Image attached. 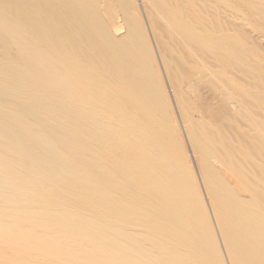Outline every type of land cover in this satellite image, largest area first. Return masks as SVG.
I'll use <instances>...</instances> for the list:
<instances>
[{"label":"bare ground","instance_id":"bare-ground-1","mask_svg":"<svg viewBox=\"0 0 264 264\" xmlns=\"http://www.w3.org/2000/svg\"><path fill=\"white\" fill-rule=\"evenodd\" d=\"M203 1L263 27L256 0ZM142 3L147 27L130 0H0V264H225L214 227L229 264H264V57L188 0ZM152 8L177 28L157 38Z\"/></svg>","mask_w":264,"mask_h":264},{"label":"rangeland","instance_id":"rangeland-1","mask_svg":"<svg viewBox=\"0 0 264 264\" xmlns=\"http://www.w3.org/2000/svg\"><path fill=\"white\" fill-rule=\"evenodd\" d=\"M130 2L132 3V7H134V10L137 13H139V17L141 18L144 25H146L145 27H147L148 21H147V16L145 15L147 13V11L144 14L145 10H144V5L142 3V0H130ZM188 4H189L188 6H190L191 9L193 8L192 10H195L199 13V15H202L204 17V20L210 18V15H211L213 18L212 27H214L217 32H220V33H222L223 31L227 32V33L236 32L238 35L239 34L245 35V36H241V37H244L246 42L251 43V44L249 43L251 46V49L253 48V51H256V52H254V54H257V55L259 54V56L261 55L264 57V24L262 27L261 24L263 23V21L261 23L260 20H258V18H257L258 16L255 17L256 19L253 18V19H250V21H249L248 19H244V17L242 16V12L237 14L238 15L237 16L235 14V12L238 11L237 9L230 8V10L227 11L224 9L223 6H220V5L208 6V4L205 3L203 0H188ZM249 5L251 8H257V9H259V11H262L264 13V0H256L255 2H253ZM113 7L118 11L123 10V5H121L119 1L113 2ZM161 11L162 10L158 9V8H155V9L152 8L149 11L150 16H152L153 19H155L157 17V19L160 20L159 24H154L155 25V33H156L157 38H158V34L160 33L159 31L164 30V31L169 32L172 29L177 28L174 25L169 24L167 21H164L161 19V14H159V13H161ZM246 11H249V10H246ZM263 18H264V15H263ZM258 24L261 27L258 26ZM203 25L207 26L208 24L203 23ZM148 37L150 40L152 50H154L157 53V50H156L157 41H156V39L152 38L151 35H149V33H148ZM170 41H172V42L176 41L179 44V49L174 50L172 53L173 57H174V61H175V63H177L176 65L179 68H180V64H183V66L185 65L187 67L191 62H193V64H194L192 66L193 74L188 79V81L198 73H204L207 75V73L209 72L208 61L206 60V58L209 55L208 52L202 53L196 47L195 43H193L191 41L184 40V39L180 40L179 37L174 38L173 36H171ZM226 60L220 56H218L215 59V61L219 64L225 63ZM160 65H161V62H160ZM171 70H172V68H170V70L168 71L167 79H165L166 86H168V89L171 87L172 89H175L178 93L184 94L183 86L188 81L183 82V83H177L176 80L174 79V76L172 75ZM235 72H236V74H231L230 71H227V73H226V75L228 77L227 80L230 82H233L235 85H238L240 87H245L247 84L246 80L249 77H246L245 73L243 71L238 70ZM169 85H170V87H169ZM214 85L219 91H222V92L226 91L224 88H222L219 81L215 80ZM259 92H263V90L259 89ZM170 97H171V95H170ZM171 99L173 102L174 113H175V115L178 116L179 115L178 109L175 106L173 96L171 97ZM177 118L179 119L180 117L178 116ZM206 122L208 123V125L213 127L214 132L220 131L219 133L215 134L219 147H222L224 145V142L231 143L235 140V136L233 134L231 135L229 132L231 127H232L231 125H228V124L227 125H222V124L221 125H215V124H212L208 121H206ZM41 123L45 126H48L47 121H43ZM46 131L49 133H52V132H54V127L50 128V130H46ZM183 131H184V129L181 128L180 136L182 137V139L184 141V145H185L186 149L189 150V153L190 152L192 153L191 146H189L188 140L187 141L185 140V139H187V135ZM61 150L63 152H65V161L67 159L71 162V161H74L75 159H77L80 163H82L84 160L83 156L81 154H79L78 157H74L73 159L71 157L66 156V153H68L67 152L68 149L66 147H61ZM189 156H191V157H189ZM189 156H188L189 161H190V158L192 159V161L195 159L193 155H189ZM223 165H225V167L226 166L232 167V165L228 164L227 161H225V160H223ZM194 166H195V163H194ZM197 176H198V181H197L198 187H199L200 193L204 199L205 197H207L206 191L204 189V186L202 185L203 183H202L201 178L199 177L200 175H197ZM204 201H205V199H204ZM214 231H215V234H216V237H217L220 249H221L220 251H221L222 256L224 258V263L229 264V262L227 261L228 258L225 254V251H224L223 247L221 246L220 236L217 233V229L215 230V227H214Z\"/></svg>","mask_w":264,"mask_h":264}]
</instances>
